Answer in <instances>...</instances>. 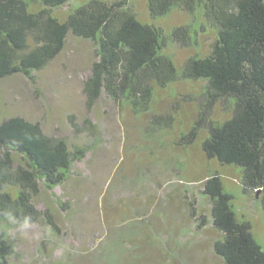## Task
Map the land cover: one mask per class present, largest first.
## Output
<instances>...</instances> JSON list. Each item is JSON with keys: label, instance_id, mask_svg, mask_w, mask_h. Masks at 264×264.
Instances as JSON below:
<instances>
[{"label": "rangeland", "instance_id": "1", "mask_svg": "<svg viewBox=\"0 0 264 264\" xmlns=\"http://www.w3.org/2000/svg\"><path fill=\"white\" fill-rule=\"evenodd\" d=\"M88 1L50 9L66 21ZM105 1L122 2L141 21L159 27L179 72L191 56L212 53L218 28L199 9L174 8L154 18L147 0ZM42 7L33 4L35 11ZM179 26L190 29L189 45L172 38ZM98 59L95 42L70 31L63 50L33 72L34 81L22 73L0 79V123L22 116L38 122L47 135L64 138L72 154L83 149L63 183L52 187L40 181L33 200L43 212L39 221L5 223L13 252L0 264H225L214 250L224 234L213 225L212 201L204 191L215 174L264 251L262 190L245 189L241 167L206 154L207 126L190 136L207 81L180 75L166 87L155 85L147 108L106 91L89 105L84 86ZM229 116L218 102L211 119Z\"/></svg>", "mask_w": 264, "mask_h": 264}, {"label": "trees", "instance_id": "2", "mask_svg": "<svg viewBox=\"0 0 264 264\" xmlns=\"http://www.w3.org/2000/svg\"><path fill=\"white\" fill-rule=\"evenodd\" d=\"M36 1L44 6L37 11ZM69 1L0 0V79L22 73L34 81L33 72L63 50L70 31L97 45L99 59L84 86L89 105L106 91L112 98L125 97L147 108L155 85L166 87L180 75L205 79L204 100L190 136L207 126L206 154L241 167L243 186L260 188L264 205V0H147L154 18L174 8L199 9L218 28L212 53L191 56L182 72L164 50L167 37L162 30L141 21L130 7L89 0L61 21L50 7ZM191 35L187 26L172 32V38L185 45ZM218 102L230 112L223 121L211 119ZM82 155V148L72 154L64 138L47 135L38 122L13 116L0 123V262L13 252L5 223L39 221L43 212L33 200L40 181L60 185ZM204 191L212 201L213 225L224 234L215 242V252L225 264H264L251 222L237 217L221 176L209 177ZM44 214L54 224L50 212Z\"/></svg>", "mask_w": 264, "mask_h": 264}, {"label": "clouds", "instance_id": "3", "mask_svg": "<svg viewBox=\"0 0 264 264\" xmlns=\"http://www.w3.org/2000/svg\"><path fill=\"white\" fill-rule=\"evenodd\" d=\"M26 226V225H25Z\"/></svg>", "mask_w": 264, "mask_h": 264}, {"label": "water", "instance_id": "4", "mask_svg": "<svg viewBox=\"0 0 264 264\" xmlns=\"http://www.w3.org/2000/svg\"><path fill=\"white\" fill-rule=\"evenodd\" d=\"M261 190V189H260Z\"/></svg>", "mask_w": 264, "mask_h": 264}]
</instances>
